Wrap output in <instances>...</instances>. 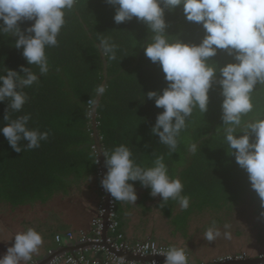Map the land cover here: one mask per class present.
<instances>
[{"label": "trees", "instance_id": "1", "mask_svg": "<svg viewBox=\"0 0 264 264\" xmlns=\"http://www.w3.org/2000/svg\"><path fill=\"white\" fill-rule=\"evenodd\" d=\"M114 15L115 9L105 0H77L73 10L66 11V24L57 37L58 46L46 48L49 62L46 75H40L37 66L27 64L22 49L14 47L17 38L11 33L0 34V75H6L5 68L20 72L23 66L31 67L39 78L37 83L23 89L28 101L20 112L9 110V118L30 114L28 127L49 133L39 148L21 153L15 152L0 134V206L24 213L28 210L29 215L35 216L33 222L36 220L35 230L38 231L42 225L39 217L51 216L50 204L54 197H67L80 184L90 189L92 182H96L98 200L94 218H97L99 207L106 205L99 156L104 167L105 158L99 152L125 144L132 151V158L142 167H151L157 156H163L169 176L179 178L183 183L182 194L190 198L187 210H181L178 202L171 199L160 207L161 197H152L151 190L142 187L138 181L129 182L134 184L135 191L142 190L140 203L152 201L151 208L160 211L175 231L185 235L192 215H198L210 222L208 226L216 221L222 230L225 223H230L232 236L239 237L243 234L242 227L234 223V212L245 202L254 208L258 222L264 225V218L260 216L264 209L251 189L247 173L239 167L234 156H229L231 150L223 134L219 86L214 85L210 90L205 114L198 108L193 110L178 137L177 149L171 152L151 131L163 109L157 108L146 94L149 91L162 93L167 87L160 66L144 55L142 46L151 33L135 18L116 24ZM165 20L168 24L166 34L172 41L178 38L184 43L199 44L205 34L202 25L186 20L182 6L172 12L166 10ZM32 23L34 21H24L19 26L24 30ZM101 38H109L118 46L115 60L101 54ZM229 62H233L232 57L223 50H218V54L209 60L219 67ZM100 85L106 86L103 95L96 93ZM7 103H0V127L7 123L4 120ZM252 103L253 111L243 118L245 121L254 119L257 113H264V87L257 85ZM20 143L23 146L27 142ZM189 143L197 145L195 154L188 150ZM109 200L113 202L116 227L113 232H107V236L117 243H129L123 231L127 202L116 201L111 195ZM46 224L47 227L48 221ZM86 236H92V228ZM148 240L166 248L173 245L162 244L153 238ZM50 251L74 256L80 252L88 261L102 259L101 252L94 255L90 249L86 251V247L61 253L60 249H47L46 257ZM186 252L189 264H193L190 252ZM236 254L218 256L208 264L242 256ZM43 260L32 256L28 264Z\"/></svg>", "mask_w": 264, "mask_h": 264}, {"label": "clouds", "instance_id": "2", "mask_svg": "<svg viewBox=\"0 0 264 264\" xmlns=\"http://www.w3.org/2000/svg\"><path fill=\"white\" fill-rule=\"evenodd\" d=\"M76 3L77 0H0V34L11 33L17 38L14 47L22 49L27 64L37 66L40 75H46L49 72L46 48L58 46L57 37L66 24V11L73 10ZM105 3L115 9L116 24L135 18L151 33L142 46L144 55L160 66L167 82L162 93L146 94L157 108L163 109L156 117L152 134L175 152L178 137L193 110L198 108L205 114L209 92L218 85L224 139L231 150L229 156H234L247 173L251 189L264 209V113H257L250 121L243 119L253 111L252 94L257 85L264 87V0H105ZM180 6L187 21L202 25L205 34L199 44L184 43L178 38L172 41L166 34L165 11L172 12ZM24 21L34 23L22 30L19 24ZM99 47L104 57L117 58L118 46L109 38H101ZM218 50L225 51L233 62L223 67L209 63ZM5 69L6 75H0V103L8 101L4 116L7 123L0 127V134L17 153L39 148L49 133L29 128L30 114L16 119L8 115L9 110L22 111L28 101L23 89L37 83L39 78L31 67L21 66L20 72ZM105 91L104 85L96 88L97 95ZM21 141L27 143L22 146ZM188 150L195 154L197 145L189 143ZM99 153L104 156L107 169L101 187L116 201L135 204L138 197L134 184L129 182L138 181L151 190L152 197H161L160 207L171 199L178 202L181 210L189 208L190 198L182 194L184 185L179 178L169 176L163 156H157L151 167H142L125 144ZM260 216L264 218V211ZM231 228L230 223H225L222 230L213 221L204 232V240L210 243L221 237L230 240ZM42 244L41 234L33 228L17 232L13 246L0 257V264H21L22 261L28 264ZM160 255L166 258L164 264H189L185 248L170 245L166 250L161 249ZM260 256L264 255L254 257Z\"/></svg>", "mask_w": 264, "mask_h": 264}, {"label": "crops", "instance_id": "3", "mask_svg": "<svg viewBox=\"0 0 264 264\" xmlns=\"http://www.w3.org/2000/svg\"><path fill=\"white\" fill-rule=\"evenodd\" d=\"M95 183L96 182H92L90 189H87L84 184H80L69 196H65L64 198L54 197L51 200V216H45L44 218L43 216L39 217V219H41L39 223H42V225L38 231L43 238V244L40 246L38 252L34 253L33 256L45 259V252L47 249H70L79 245V238L81 234L90 235V221L95 217V209L98 200L97 190L94 186L96 185ZM140 193H142L141 189L136 191L138 199L135 204L127 202V205L124 206L125 222L123 224V231L125 233V239L129 243L145 241L152 238L157 241L161 240L164 243L185 248V250L190 252V259L193 264H208L212 261V259L218 256L241 250V248H237L239 242L238 238L240 236L235 237L233 235L230 240H226L221 237L215 240L213 248L200 247L199 249L192 250L190 247L191 239L184 240V242L180 241L179 243L172 241L173 243H171V239L168 237L173 238L176 234L183 235L179 234V231H175L173 229L168 232L165 230V235H155L153 230L154 220H152V213H154V209L151 208L152 201H146L144 204L140 203ZM149 207L151 209L148 210ZM47 221L49 224L46 227ZM43 224L45 225L43 226ZM34 225H36V220ZM68 231L73 233L74 238L72 242H64L62 245L56 244L54 241L55 235H64Z\"/></svg>", "mask_w": 264, "mask_h": 264}, {"label": "rangeland", "instance_id": "4", "mask_svg": "<svg viewBox=\"0 0 264 264\" xmlns=\"http://www.w3.org/2000/svg\"><path fill=\"white\" fill-rule=\"evenodd\" d=\"M243 202H245V200ZM153 212L152 220H154L153 230L155 235H165V230L168 232L173 230V227L163 218L160 211L154 209ZM45 216L46 215H43V217ZM234 216V223H238L237 225L240 224L242 227L241 232L243 233L238 238L239 242L237 241V248H241V250H239L236 255L254 257L264 254V225L258 222L254 215V208L247 205L246 202L241 203L235 209ZM200 217L201 216L198 215H192L188 222L185 235L176 234L173 238L168 237L171 239V243H179L180 241L184 242V240L191 239L190 247L192 250L199 249L200 247L213 248L215 241L210 243L204 240V232L210 222L206 218ZM34 218L35 216L28 214V210L24 213L23 210L11 211L6 205L0 206V257L6 254L8 247L13 246L14 236L17 232L25 231L29 227L33 229L36 228L35 225H33ZM31 222H33V224H30ZM37 232L39 233V231ZM179 234H182V232H179ZM159 242L162 241L160 240ZM162 244L168 243L162 242ZM23 263L22 261L21 264Z\"/></svg>", "mask_w": 264, "mask_h": 264}, {"label": "built area", "instance_id": "5", "mask_svg": "<svg viewBox=\"0 0 264 264\" xmlns=\"http://www.w3.org/2000/svg\"><path fill=\"white\" fill-rule=\"evenodd\" d=\"M106 209H108V215L106 218L107 228H106V236H105V242L110 246L111 249L117 252H124L129 253L132 256L145 259L141 262H135V261H128L123 258H120L116 256L113 253H110L108 249L99 246L98 244L102 242V236L104 231V217ZM113 202L112 200H109L108 205L100 206L98 209V216L97 218L92 219L91 221V228H92V236L88 237L85 234H81V238L79 239V245L84 243H91L93 246L86 247V251H89V249L93 252L94 255H96V252L102 253V259L101 260H94V261H88L82 253L78 252L76 256L74 255H65V254H56L55 252H48L47 258H49V261L46 264H57L60 262H63L65 264H152L153 261L156 262V264H164L166 259L164 256L160 255L161 249H167L166 247L159 246L155 242L152 241H142V242H136V243H117L114 239L107 236V232H113L116 224L113 220ZM74 236L71 233H67L64 236L56 235L54 237V241L58 245H62L64 242L70 243L72 242ZM88 249V250H87ZM46 258V259H47ZM243 258L240 257H227L223 259H219L218 262H223L227 259H240ZM94 259V258H93ZM150 259V260H147ZM32 264H39V263H32Z\"/></svg>", "mask_w": 264, "mask_h": 264}, {"label": "water", "instance_id": "6", "mask_svg": "<svg viewBox=\"0 0 264 264\" xmlns=\"http://www.w3.org/2000/svg\"><path fill=\"white\" fill-rule=\"evenodd\" d=\"M93 125H94V122H93ZM99 157H100V161H101V169L103 171V174L105 175L106 169H105V167L103 165L102 157L101 156H99ZM105 194H106L105 203H106V205H108V202H109V199H110V195L106 191H105ZM107 215H108V209H106L105 217H104V221L105 222H104V231H103V236H102V242L99 243L98 245L108 249L110 253H113L116 256H118L120 258H123L125 260H128V261L141 262V261L145 260V259H141V258L132 256L129 253L114 251L113 249L110 248V246L108 244H106L105 236H106V228H107V223H106ZM90 246H93V245L91 243H84V244H80V245H78L76 247H72L70 249L61 250V251H59V253L64 252V251L71 252V251L76 250V249H82V248L90 247ZM56 254H58V253H56ZM147 260H150V259H147ZM160 260H165V259L161 258ZM48 261H49V258L44 259L39 264H46ZM217 264H264V256L253 257V258L227 259V260H225L223 262H220V263H217Z\"/></svg>", "mask_w": 264, "mask_h": 264}]
</instances>
